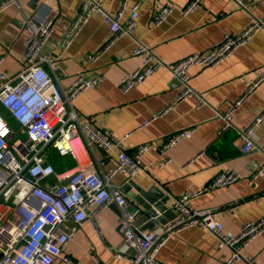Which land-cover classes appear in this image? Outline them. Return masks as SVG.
<instances>
[{"label":"crops","instance_id":"obj_1","mask_svg":"<svg viewBox=\"0 0 264 264\" xmlns=\"http://www.w3.org/2000/svg\"><path fill=\"white\" fill-rule=\"evenodd\" d=\"M31 1L21 0L20 8L10 6L0 11V72L5 71L9 76L19 73L25 50L24 18L49 16L54 22V34L44 48L53 67L43 66L53 81L65 90L79 72L86 77L104 74L100 85L74 99L72 107L78 119L93 121L98 128L120 139L122 150L128 155L138 146L148 144L142 158L147 169L132 178L135 183L142 189L151 185L161 189L168 196L166 206L174 209L176 199L202 191L220 172L232 170L239 174L234 183L191 198L190 210H213L215 219L232 235H237L243 224L264 215V178H251L254 168L264 164V120L252 131L254 151L243 154L238 135L239 130L252 124L264 110V84L243 97L247 87L264 71V31L234 50L223 63L188 71L189 86L203 100L200 106L193 97L176 101L179 89L171 87L173 80L167 69L182 57L216 46L226 33L232 36L240 33L249 18L264 17V0H248L246 10L232 0H201L197 9L185 16L181 15L182 9L190 0H143L133 34L118 39L91 63L86 57L102 47L108 33L101 16L91 14L68 50L61 54L58 44L61 27L72 22L82 0H36L34 10L28 5ZM101 1L103 9L114 15L123 4L128 11L140 0ZM166 4L173 11L160 25L154 26L153 13ZM139 47H145L152 61L163 66L123 93L118 81L143 64L146 52L133 53ZM237 100L240 102L231 114V126L223 129L224 116ZM3 112L0 107V114ZM186 127H196L191 138L162 153L160 145ZM116 150L100 151L95 145L89 147L84 143L82 158L89 160L100 175L108 174L115 164ZM47 156L57 174L75 166L69 155L51 150ZM125 180V174H116L110 184L120 187ZM56 182L51 177L43 185L48 187ZM118 222L119 213L111 208L95 217L100 236L89 223L76 227L67 222L64 253L76 264H128L122 257L131 251L123 242ZM192 224L168 238L156 253L157 264H225L229 248L207 230ZM151 225L147 231L158 233L163 227ZM241 253L251 262L240 260L230 264H264V231ZM52 264L65 263L55 259Z\"/></svg>","mask_w":264,"mask_h":264},{"label":"built area","instance_id":"obj_2","mask_svg":"<svg viewBox=\"0 0 264 264\" xmlns=\"http://www.w3.org/2000/svg\"><path fill=\"white\" fill-rule=\"evenodd\" d=\"M142 1L128 11L123 4L112 15L103 9L101 0H82L72 22L61 27L58 43L61 54L68 50L89 16L96 13L101 16L108 33L102 47L86 57L87 62H94L118 39L133 34ZM232 1L246 10L248 0ZM200 3L201 0H190L183 7L181 15H188ZM10 6L20 8L21 0H0V11ZM172 11L169 4L161 6L151 17L152 24L160 25ZM53 25V19L47 15L25 17L22 24L26 33L25 50L19 73L9 76L5 71L0 72V107L16 125V130H12L9 122L0 116V264H52L55 259H61L65 264H76L64 253L68 241L64 226L67 222L76 227L89 223L100 236L95 217L113 205L119 211L118 226L123 242L131 251L130 255L121 256L128 264H157L156 253L168 238L192 223L210 232L229 248L230 254L225 264L240 260L250 263V258L242 256L241 252L264 231V215L243 224L239 233L232 235L215 219L213 210L195 211L188 206L189 200L203 191L217 190L234 183L239 177L235 171H222L202 191L176 199L172 206L177 210L178 218L167 222L158 233L142 230L135 224L133 207L118 190L119 187L110 184V180L116 174H125V181H129L136 174L145 172L147 166L142 158L148 144L138 146L133 154L128 155L122 150L120 139L98 128L93 121L78 119L72 107L74 99L100 85L104 74L86 77L79 72L74 75L71 85L62 90L43 66L47 64L53 67L44 48L53 37ZM260 31H264V17H251L240 33L234 36L226 33L216 46L203 53L182 57L168 66L173 80L171 87L179 89L176 101L193 97L198 106L203 104L202 98L189 86L188 71L223 63L234 50L247 44ZM145 52L142 66L118 81L123 93L163 66L158 61H152V55L145 47H139L133 53L138 55ZM1 60L2 57L0 63ZM261 84H264V71L247 87L243 97ZM239 102L237 100L225 114L223 129L231 126V114ZM262 120L264 110L252 124L238 131L243 154L255 150L252 131ZM195 131L196 127H186L173 133L160 145V151L165 153L172 146L191 138ZM84 143L89 147L96 144L103 150L117 149L115 164L108 174L100 175L89 160L82 158ZM51 150L59 155L71 156L75 166L71 170L55 173L48 162L47 154ZM51 177L57 182L44 187L43 182ZM256 177L264 178V164L252 171L251 178Z\"/></svg>","mask_w":264,"mask_h":264},{"label":"water","instance_id":"obj_3","mask_svg":"<svg viewBox=\"0 0 264 264\" xmlns=\"http://www.w3.org/2000/svg\"><path fill=\"white\" fill-rule=\"evenodd\" d=\"M28 5L34 10L36 0H32ZM94 145L98 150L102 151L98 145ZM118 190L125 195L133 207L137 208L134 222L136 225H143L142 230H149V226H152L151 224L153 223L164 226L167 222L178 218V213L173 208L166 206L168 196L166 197L164 192L154 185L149 186L147 189H142L130 179L123 182ZM109 208L119 213L114 205Z\"/></svg>","mask_w":264,"mask_h":264},{"label":"rangeland","instance_id":"obj_4","mask_svg":"<svg viewBox=\"0 0 264 264\" xmlns=\"http://www.w3.org/2000/svg\"><path fill=\"white\" fill-rule=\"evenodd\" d=\"M0 116L9 122V126L12 128V130H16L15 123L9 118V115L7 113L3 112L2 114H0Z\"/></svg>","mask_w":264,"mask_h":264},{"label":"trees","instance_id":"obj_5","mask_svg":"<svg viewBox=\"0 0 264 264\" xmlns=\"http://www.w3.org/2000/svg\"><path fill=\"white\" fill-rule=\"evenodd\" d=\"M228 128H229V127H228ZM228 128H227V129H228Z\"/></svg>","mask_w":264,"mask_h":264}]
</instances>
